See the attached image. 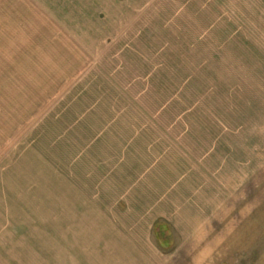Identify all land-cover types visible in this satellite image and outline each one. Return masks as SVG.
I'll use <instances>...</instances> for the list:
<instances>
[{
	"label": "rangeland",
	"instance_id": "obj_1",
	"mask_svg": "<svg viewBox=\"0 0 264 264\" xmlns=\"http://www.w3.org/2000/svg\"><path fill=\"white\" fill-rule=\"evenodd\" d=\"M5 74L0 264H264V0H0Z\"/></svg>",
	"mask_w": 264,
	"mask_h": 264
},
{
	"label": "crops",
	"instance_id": "obj_2",
	"mask_svg": "<svg viewBox=\"0 0 264 264\" xmlns=\"http://www.w3.org/2000/svg\"><path fill=\"white\" fill-rule=\"evenodd\" d=\"M90 9L91 8H88L86 6L85 8L83 7L75 8L74 13L70 15V12L73 11V8L69 6H64V12L69 14L70 16L68 17V20L63 21L62 23L55 21V20L48 19L47 14L43 13L42 15L40 11L38 10L36 11V9H33L32 11L26 14H25V11L22 13L21 11L16 10L13 18L11 19L12 20L11 22H15L16 24L20 25V27L17 29V32L19 33L21 32V30L25 29L24 28L25 25H28L30 23L37 24L40 28L37 29L39 31L35 33L34 38L36 39L38 38L37 41H39V43L42 42V46H44L45 48L50 44V42L51 43L54 42L53 46L55 47V49L53 51L52 50L53 46H52L49 50V53L52 54V56H54L55 63L59 67L68 68L67 71L71 70V73L68 74V76H70V78L72 79V77H79L80 75L79 73L81 69H83L82 61L77 62V58L81 56V50L78 44L79 39H76V38L81 36V34L79 33L81 32L82 29H85L86 27L82 25V16L84 12L89 13L90 11L88 10ZM4 15L5 14H3V16ZM28 16L31 17V21ZM10 30H14V29L11 27ZM25 30H29V29H25ZM1 37H3V33H1ZM63 55L65 59H58V57H61ZM66 61L70 62V64H68L67 66L66 64L68 62ZM35 65H36L35 63H31L29 67H32L35 70V68H37ZM26 68H24V70L19 69L20 71L18 70L17 75L20 76L23 72L26 73ZM12 73H15V72L12 71ZM32 74L35 75L36 77H39V76L41 77V75H44V74H39L37 71L32 72ZM0 77H1L0 78L1 82L6 81V79L9 78L7 74L0 76ZM67 87L68 86L60 88L59 91L62 90L65 92ZM13 92L16 93L17 91H13ZM33 93H35V91L32 88H30V90L28 89L26 94H33ZM84 264H90V263L86 262ZM98 264H105V263L98 262ZM112 264H117V262H114Z\"/></svg>",
	"mask_w": 264,
	"mask_h": 264
},
{
	"label": "clouds",
	"instance_id": "obj_3",
	"mask_svg": "<svg viewBox=\"0 0 264 264\" xmlns=\"http://www.w3.org/2000/svg\"><path fill=\"white\" fill-rule=\"evenodd\" d=\"M207 255H209V256H210V255H211V254H210V252H209V253H207Z\"/></svg>",
	"mask_w": 264,
	"mask_h": 264
}]
</instances>
